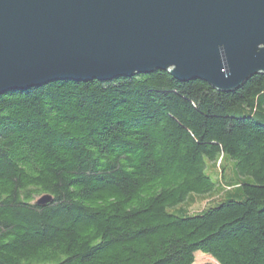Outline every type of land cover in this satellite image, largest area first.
Listing matches in <instances>:
<instances>
[{"label": "trees", "instance_id": "obj_1", "mask_svg": "<svg viewBox=\"0 0 264 264\" xmlns=\"http://www.w3.org/2000/svg\"><path fill=\"white\" fill-rule=\"evenodd\" d=\"M199 251L264 264L263 72L235 90L159 69L0 95V264Z\"/></svg>", "mask_w": 264, "mask_h": 264}, {"label": "water", "instance_id": "obj_2", "mask_svg": "<svg viewBox=\"0 0 264 264\" xmlns=\"http://www.w3.org/2000/svg\"><path fill=\"white\" fill-rule=\"evenodd\" d=\"M159 69L222 91L264 73V0H0V95Z\"/></svg>", "mask_w": 264, "mask_h": 264}, {"label": "rangeland", "instance_id": "obj_3", "mask_svg": "<svg viewBox=\"0 0 264 264\" xmlns=\"http://www.w3.org/2000/svg\"><path fill=\"white\" fill-rule=\"evenodd\" d=\"M208 172L212 173V169H209ZM195 264H220V263L211 255L199 251L196 254Z\"/></svg>", "mask_w": 264, "mask_h": 264}]
</instances>
